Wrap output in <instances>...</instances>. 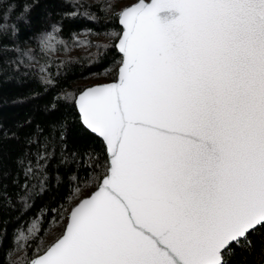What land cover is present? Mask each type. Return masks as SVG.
I'll return each instance as SVG.
<instances>
[{"label":"snow or ice","instance_id":"1","mask_svg":"<svg viewBox=\"0 0 264 264\" xmlns=\"http://www.w3.org/2000/svg\"><path fill=\"white\" fill-rule=\"evenodd\" d=\"M113 14L121 58L100 73L113 82L72 96L108 153L96 190L51 209L62 230L46 245L39 214L18 228L8 264H237L264 234V0H136ZM47 161L41 150L26 168L25 210Z\"/></svg>","mask_w":264,"mask_h":264},{"label":"trees","instance_id":"2","mask_svg":"<svg viewBox=\"0 0 264 264\" xmlns=\"http://www.w3.org/2000/svg\"><path fill=\"white\" fill-rule=\"evenodd\" d=\"M134 1L0 0V264L17 258L12 249L18 228L26 229L39 214V235L50 243L62 230L53 225L51 209H69L95 188L97 162L107 155L103 141L81 125L72 96L113 80L114 72L100 74L117 70L121 58L114 48L121 28L113 13ZM98 45L107 46L103 64L93 62ZM41 66L50 69L52 84L42 81ZM41 150L48 155V183L32 190V207L25 210V171ZM72 175L79 179L69 185ZM36 183L29 179L27 188ZM77 186L80 193L69 199L70 187ZM252 241L254 249L238 256L237 264H264V234Z\"/></svg>","mask_w":264,"mask_h":264},{"label":"water","instance_id":"3","mask_svg":"<svg viewBox=\"0 0 264 264\" xmlns=\"http://www.w3.org/2000/svg\"><path fill=\"white\" fill-rule=\"evenodd\" d=\"M136 2V0L134 1V2H132V3H135ZM144 2H149V0H144ZM132 3H130V4H132ZM130 4H128V5H130ZM128 5H125V6H128ZM124 7V6H123ZM122 7V8H123ZM121 8V9H122ZM120 9V10H121ZM117 22H118V25L120 26V28H121V31H122V25H120L119 24V21H118V18H117ZM120 31V32H121ZM118 42V39L116 40V43ZM115 43V44H116ZM118 52V51H117ZM119 54V53H118ZM120 55V54H119ZM117 70H118V67H117ZM113 82V80H110V81H104V82H99V83H95V84H91V85H88V86H86L85 88H83L80 92H82V91H84L85 89H87V88H90V87H95V86H97V85H101V84H110V83H112ZM80 92H78L77 93V95L76 96H78L79 94H80ZM78 113V112H77ZM79 115V114H78ZM96 136H98V135H96ZM99 137V136H98ZM101 140H102V138L101 137H99ZM103 141V140H102ZM104 143V142H103ZM106 155H108V153L106 152ZM96 189L94 188L93 190H91L87 195H90L93 191H95ZM87 195H84V196H82V197H80L79 199H82V198H84L85 196H87ZM79 199L75 202V203H78L79 202ZM74 203V204H75ZM74 204H72L71 206H70V208L74 205ZM70 208H69V210H70Z\"/></svg>","mask_w":264,"mask_h":264}]
</instances>
